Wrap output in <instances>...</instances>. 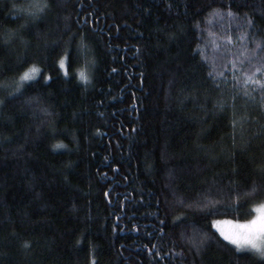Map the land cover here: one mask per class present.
<instances>
[{
	"label": "trees",
	"instance_id": "1",
	"mask_svg": "<svg viewBox=\"0 0 264 264\" xmlns=\"http://www.w3.org/2000/svg\"><path fill=\"white\" fill-rule=\"evenodd\" d=\"M43 3L0 0V81L34 64L52 76L0 105V264H259L212 222L264 200L228 208L264 184L262 93L231 70L264 37V0ZM69 34L65 78L52 59ZM45 40L60 42L47 59Z\"/></svg>",
	"mask_w": 264,
	"mask_h": 264
},
{
	"label": "snow or ice",
	"instance_id": "2",
	"mask_svg": "<svg viewBox=\"0 0 264 264\" xmlns=\"http://www.w3.org/2000/svg\"><path fill=\"white\" fill-rule=\"evenodd\" d=\"M48 7L49 4L47 3V0H45V3L41 4L39 11H46ZM31 14L35 15V13ZM228 15H233L231 8L228 9ZM252 24L253 21L249 19V30L251 29ZM197 27H199V22H197ZM247 35L248 33L246 31L240 36V39L246 40ZM74 39L75 34H69L68 39L64 42L62 53L56 51L52 59V67L55 68L58 65L57 75L62 74L65 78H70L72 75L68 69L71 67ZM227 39L230 42L232 38L229 36ZM86 40V34L81 32L80 38L77 41V47H85ZM5 43H7V41H5ZM59 43L60 42L57 40L44 41V48L46 51L45 59H47L48 50H56ZM261 52H264V37L256 40L255 46L253 48H242L240 55L232 61L231 70L234 72L232 79L238 84H243V87L245 88L244 94L249 95V91H255L259 89L262 93V104H264V56L259 55ZM41 63H43V61H41ZM245 63H247L249 67L241 71ZM113 71L115 70L113 69ZM235 73H239V75H236ZM41 75L43 76L44 81H49L52 79L51 75L44 74L42 67L34 64L25 68V70L19 74L18 78L15 79L12 84L7 81H0V89H7L9 87L12 89L10 92H7L5 97H0V105L4 104L8 99H14L15 96L23 94L25 87L30 86L31 83L37 82L38 77ZM76 76L77 79L81 81H87L89 79L88 75L85 74L83 69H80L76 73ZM220 76L227 80V77L224 76L223 71L220 72ZM221 107H223V105H221ZM235 123L236 121L234 120L233 125H235ZM237 172L238 169L234 168L233 174L235 175ZM260 174L261 176H264V167L260 168ZM229 183L235 185L236 188H238L240 182L237 180H230ZM246 187L249 189L247 192L241 194L240 192L236 191L235 201L233 204L228 206L229 209H240L241 206L245 203H248L252 197L264 193V184L258 185L253 182L251 185H246ZM233 191H235V189H230V194ZM105 195H108V193L105 192ZM249 210L254 211L256 215H253L250 220H246L243 223L236 222V228L233 231L226 232L223 229L219 230V236L223 238V241H227L230 246H234L233 252L235 255H255L259 257V264H264V200L258 204H251ZM208 214H211V212ZM179 219L180 217H173V220L178 221ZM216 224V221L212 222L213 227H216ZM192 242L194 245H203L205 243V238L201 237L199 240H197L195 237H193ZM80 243L81 241L77 239L76 244L79 245ZM24 246L28 247L29 242L25 241ZM89 247L91 248L92 246L89 245ZM153 247L155 246L153 245ZM157 255H159V253H157Z\"/></svg>",
	"mask_w": 264,
	"mask_h": 264
},
{
	"label": "rangeland",
	"instance_id": "3",
	"mask_svg": "<svg viewBox=\"0 0 264 264\" xmlns=\"http://www.w3.org/2000/svg\"><path fill=\"white\" fill-rule=\"evenodd\" d=\"M253 215H256V213L254 212ZM215 221L217 222V224H216V227H214V228H215V230L218 231V233H219V230H221V229H223L226 232L233 231L236 228V222H241V223L244 222V221H235V220H232V219L227 218V217L226 218H218Z\"/></svg>",
	"mask_w": 264,
	"mask_h": 264
}]
</instances>
